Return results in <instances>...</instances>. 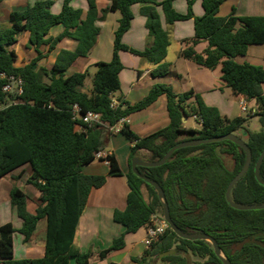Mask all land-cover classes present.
I'll return each instance as SVG.
<instances>
[{
  "label": "trees",
  "instance_id": "trees-1",
  "mask_svg": "<svg viewBox=\"0 0 264 264\" xmlns=\"http://www.w3.org/2000/svg\"><path fill=\"white\" fill-rule=\"evenodd\" d=\"M63 0L62 10L53 14V0H37L23 11L10 14L11 28L0 27V179L18 168L30 165L32 175L28 183L40 193L35 213L27 209L28 196L19 188L10 192L11 205L23 221L16 230L12 224L0 227V263L3 264H90V254L83 253L76 243L77 228L93 189L103 187L108 177L123 176L115 155L105 159L110 164L108 176H88L82 168L96 159V154L108 148L114 135L112 129L122 120L152 105L161 95L168 100L170 123L167 127L141 137L124 124L120 132L133 144L130 152L131 170L126 175L130 192L124 210H115V222L136 233L154 224V217H163V206L157 191L132 171V159L160 160L174 145L187 140L208 139L234 134L244 140L252 152V163L246 174L231 192L234 202L246 205L264 203V186L255 177V165L264 149V67L240 64L237 57L245 56L251 46H264V16L219 17L226 0H202L204 15L196 17L194 0L188 1V12L178 13L174 0H109L110 10L119 11L121 18L115 31L114 53L110 62L96 64V72L89 71L66 76L68 68L80 57H87L100 34L97 25L96 0H86L88 12ZM134 4H148L142 8L146 27L153 37L151 47L138 51L123 43L130 29ZM161 7L167 28H164L157 7ZM107 11L100 19H104ZM194 20L195 37L183 41L182 56L209 69L222 66V80L236 95L255 100L256 110L247 117L228 118L216 107L208 106L199 94L188 91L176 94L165 84L155 85L141 101L132 104L117 99L121 89L123 70L119 52L126 51L156 65L154 76L169 73L165 63L171 44L175 22ZM55 25H63L58 37H48ZM21 32L29 33V46L37 57L23 67L15 65L17 55L10 47ZM64 38L78 42L75 51L61 50L51 70L34 65L53 51ZM201 42H207L202 52ZM48 47V52L43 51ZM21 79V95L2 92L10 78ZM45 78L48 81H45ZM88 82L90 94L80 92L79 86ZM81 115L94 112L103 124L89 127L82 119H74V106ZM201 120L199 130L186 128L183 118ZM257 118L259 131L249 129V120ZM78 125L85 130L79 131ZM242 133V134H241ZM230 158L231 165L227 163ZM246 160L243 148L231 141H221L177 150L162 166L138 167L144 176L156 181L164 190L173 222L186 233H205L216 240L226 259L232 264H264V209L241 211L226 199V191ZM264 180V160L261 166ZM47 221L45 255L41 259H13L14 235L19 232L28 242L40 221ZM125 234L116 238L101 257L125 248ZM191 256L206 260V264H224L208 241H189L178 237L168 226L159 240L140 257L136 264H193ZM156 264V263H155Z\"/></svg>",
  "mask_w": 264,
  "mask_h": 264
},
{
  "label": "crops",
  "instance_id": "crops-1",
  "mask_svg": "<svg viewBox=\"0 0 264 264\" xmlns=\"http://www.w3.org/2000/svg\"><path fill=\"white\" fill-rule=\"evenodd\" d=\"M35 1L37 0H0L1 29L12 27L9 21L12 12L23 11ZM53 1L51 12L59 14L62 10L63 0ZM157 1L162 2L163 0ZM96 4L97 17L99 18L97 25L100 27L97 43L87 57L78 58L68 68L66 76L86 71L93 75L96 72L97 63L110 62L113 59L115 31L118 28L121 13L110 10L111 2L109 0H96ZM71 5L76 9H81L83 19L86 18L88 12L86 0H73ZM147 6L149 5L134 4L131 7L134 18L130 29L122 39L124 44L138 51H143L154 43V39L146 27V17L142 13V8ZM173 7L178 13L186 14L188 1L174 0ZM157 10L164 28H167L162 8L158 6ZM104 11H107L106 16L104 19H100ZM193 12L196 17L204 15L202 0H194ZM232 14L237 17L264 16V0H226L221 5L218 16L224 18ZM63 31V25H55L51 28L48 37L56 38ZM194 37L193 19L175 22L171 31V44L164 61L169 64L170 71L165 76H154L153 71L157 66L148 63L145 59L126 51L119 52L123 64V70L120 73L121 89L114 94V99L117 101L121 97L124 101L135 104L143 100L155 85L165 84L171 86L176 94L194 91L202 97L208 106L216 107L222 116L228 118L244 117L245 114L254 112L256 110L255 100H247L244 96L236 95L222 80L221 65L215 69H209L182 56L183 41ZM77 46L76 40L64 38L46 58L34 65V70L38 71L40 68L51 70L61 50L75 51ZM206 46L207 42H201L196 49L198 52H202ZM10 49L15 51L17 55L15 63L17 67L28 65L37 57V52L32 46H29V33L27 32L18 34L17 42ZM43 51L47 53L48 47H44ZM236 61L240 64L249 63L264 67V46H251L247 54L237 57ZM45 81L47 82L48 79L45 78ZM78 90L90 94L92 85L88 82L85 86H79ZM241 103H245L246 112H242ZM253 119L255 118L250 120ZM169 123L167 96L161 95L148 108L134 113L127 118L126 122L118 123L116 128L119 131L111 136L108 148L100 152L103 158L111 154L115 155L124 175L108 177L103 187L93 189L81 214L76 243L83 253L90 254V264H136L132 258L140 257L147 249L145 246L146 227L139 229L136 233L127 234L126 228L114 220L115 210L126 208L127 197L130 192L126 175L131 170L130 152L133 144L120 130L124 124H128L137 135L146 137L167 127ZM184 125L189 129L199 130L202 128L201 121L195 117L187 118ZM103 158H96L91 164L84 166L82 172L88 176H108L110 164ZM31 175V166L27 164L0 179V227L5 224H12L16 230L22 228L23 221L11 205L10 192L14 187L21 189L28 196L27 209L29 212L35 213L39 205L40 193L28 183ZM32 199L38 204L34 208L30 205ZM46 231L47 221L42 220L38 223L33 237L28 242L24 241L22 234L15 233L13 259L43 258L46 247ZM122 234H125V248L112 252L104 258L101 257L100 253L109 249L113 241ZM70 264L77 263L71 259Z\"/></svg>",
  "mask_w": 264,
  "mask_h": 264
},
{
  "label": "water",
  "instance_id": "water-1",
  "mask_svg": "<svg viewBox=\"0 0 264 264\" xmlns=\"http://www.w3.org/2000/svg\"><path fill=\"white\" fill-rule=\"evenodd\" d=\"M187 120V117L183 118V122L185 123ZM231 141L237 145H239L241 148L244 149L246 153V160L244 163L243 168L241 171L233 178L231 183L228 186V189L226 191V199L227 202L237 210L241 211H248V210H261L264 209V203L262 204H255V205H246V204H239L236 203L232 200L231 198V192L235 184L246 174V172L249 170L251 163H252V152L250 147L247 145V143L242 140L240 137L234 134H226L223 136H218L214 138H208V139H193V140H187V141H182L176 145H174L171 149L167 151V153L158 161H145L140 158H134L132 159V171L133 173L141 178L145 183L149 184L152 186L158 194V197L162 203L163 206V218L168 224V226L171 228V230L180 238L189 240V241H208L209 243L212 244L213 249L217 257H219L224 264H232L228 259L225 258L223 255L221 248L219 247L218 243L216 242L215 239L210 237L209 235L205 233H186L179 229L177 225L173 222L169 210V206L166 201L165 193L162 187L154 180L142 175L137 168L138 167H148V168H155V167H160L164 165L171 157L172 155L179 149L185 148V147H194V146H199V145H204V144H209V143H215V142H221V141ZM264 160V149L262 153L260 154L256 165H255V177L256 180L258 181L259 184L264 186V180L261 178V166Z\"/></svg>",
  "mask_w": 264,
  "mask_h": 264
},
{
  "label": "built area",
  "instance_id": "built-area-1",
  "mask_svg": "<svg viewBox=\"0 0 264 264\" xmlns=\"http://www.w3.org/2000/svg\"><path fill=\"white\" fill-rule=\"evenodd\" d=\"M9 83L4 85L2 88V92L6 94H16V95H21L23 93L22 89V80L21 79H15V78H10ZM118 102L113 99V106H117ZM5 106L0 104V110L4 109ZM241 110L242 112L247 111V107L245 103H241ZM74 119H82L84 124H87L89 127H92L95 124H103L101 120V116L97 113L94 112H88L84 115H81V108L77 105L74 106V111H73ZM126 119H122L119 123L121 122H126ZM201 121V120H200ZM77 129L79 131L85 130L82 125H78ZM112 131L118 132L119 130L116 128V126L112 129ZM107 157V156H106ZM105 157V158H106ZM96 158L101 159L102 154L99 152L96 154ZM103 158V159H105ZM154 224L149 226L147 228V236L145 240V246L149 248L153 243L157 242L159 238L165 233L166 229L168 228V224L164 220V218H157L154 217L153 219Z\"/></svg>",
  "mask_w": 264,
  "mask_h": 264
},
{
  "label": "rangeland",
  "instance_id": "rangeland-1",
  "mask_svg": "<svg viewBox=\"0 0 264 264\" xmlns=\"http://www.w3.org/2000/svg\"><path fill=\"white\" fill-rule=\"evenodd\" d=\"M97 68H96V66H95V70H96ZM95 72V71H94ZM93 72V73H94ZM248 115H244V117H247ZM260 128H261V126H260V123H259V120L258 119H253V120H250V122H249V129L250 130H252V131H259L260 130ZM242 134V133H241ZM227 163L229 164V165H231V160H230V158H227ZM30 205H31V207L32 208H34V207H36V205H38L37 204V202L34 200V199H32L31 200V202H30ZM160 216L161 215H159L158 216V218L160 219ZM191 258H192V263L193 264H206V260H203V259H199V258H197V257H194V256H191ZM156 264H162L160 261H157L156 260V262H155ZM154 263V264H155Z\"/></svg>",
  "mask_w": 264,
  "mask_h": 264
}]
</instances>
